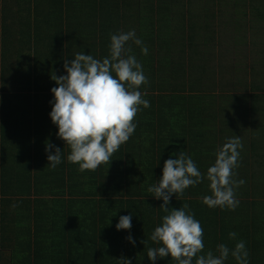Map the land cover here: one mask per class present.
<instances>
[{
	"label": "trees",
	"instance_id": "16d2710c",
	"mask_svg": "<svg viewBox=\"0 0 264 264\" xmlns=\"http://www.w3.org/2000/svg\"><path fill=\"white\" fill-rule=\"evenodd\" d=\"M158 1L0 0V264H120L121 256L152 264L150 236L165 213L147 189L164 161L184 151L206 174L235 136L243 148L234 179L245 181L235 210L202 202L211 194L207 180L179 199L173 194L168 207L189 205L204 253L242 240L249 264H264V0H197L188 10L183 2L182 12L163 11L160 21ZM187 13L197 16L196 29L177 50L174 27ZM130 30L148 48L143 55L129 42L149 80L140 91L150 107L137 113L134 134L110 164L81 173L49 115L57 86L51 75H66L64 60L77 53L106 57L110 34ZM46 142L62 150L55 169ZM129 214L131 229L117 230ZM225 264L237 262L229 255Z\"/></svg>",
	"mask_w": 264,
	"mask_h": 264
},
{
	"label": "clouds",
	"instance_id": "9594fccd",
	"mask_svg": "<svg viewBox=\"0 0 264 264\" xmlns=\"http://www.w3.org/2000/svg\"><path fill=\"white\" fill-rule=\"evenodd\" d=\"M141 47L143 55L148 48L136 37L135 30L110 34L108 55L96 59L90 54L77 53L69 61L64 60L66 75H51L56 87L51 89L54 101L49 113L57 126V137L70 149L67 161L78 165V171H95L102 164H110L112 155L126 143L137 127L134 118L150 102L140 91L149 83L143 66L133 53L132 44ZM243 144L239 136L227 139L215 153L214 163L202 173L191 156L180 151L175 159L164 161L161 178L148 187L156 199H162L160 209L165 215L162 224L155 227L150 239L157 247H150L147 257L152 264L158 258L171 257L175 264H225L231 255L237 264H249V253L244 241H238L234 248L221 243L204 253L203 229L194 218L188 204L180 208H169L173 194L176 199L183 196L187 188L204 180L209 182L210 195H204L202 202L211 209L219 207L235 210L239 201L236 189L243 185V179L236 180L235 169L239 167L240 149ZM52 149H55L53 154ZM48 166L55 169L61 161V149L46 142ZM132 215L120 216L117 230H130ZM229 239H235L236 232H230ZM129 242L135 240L129 235ZM145 244L146 241H141ZM120 264H131V259L121 256Z\"/></svg>",
	"mask_w": 264,
	"mask_h": 264
},
{
	"label": "crops",
	"instance_id": "0c3cea01",
	"mask_svg": "<svg viewBox=\"0 0 264 264\" xmlns=\"http://www.w3.org/2000/svg\"><path fill=\"white\" fill-rule=\"evenodd\" d=\"M154 1V0H153ZM158 1V0H157ZM163 2V4L161 5V7H162V9H164V10H162V11H154V14L156 15V19L158 20V21H160L161 20V18H160V15H162L163 13V11H167V12H170V13H175V15H177L176 13H180V12H182V4H183V2L187 5V7L184 9V10H188V9H190V4H196V2H197V0H162L161 2H159L158 1V5L160 6V4ZM199 2L200 1H198L197 2V5L199 4ZM185 5V6H186ZM200 6H203V3H201L200 4ZM160 8V7H159ZM9 9H11V10H15V8L14 7H9ZM204 11V10H203ZM207 11H210L209 10V8H207L206 9V12ZM202 12V11H201ZM202 15H204L205 16V18L207 17V15L206 14H204V13H201ZM195 17H197V16H192L191 15V13H187V19L186 20H183V24L181 25V27L179 26V27H177V26H175L174 27V32H173V35H176V34H178V36H177V38H176V40L174 41L175 42V45H176V48L174 47V46H172V45H169V46H172V47H174V49H177V50H179L180 48L178 47V43H180V41H181V39H182V36L183 35H187L188 33H189V29H193V30H195L196 28L194 27V26H192V27H190V25H191V23H192V21H193V19L195 18ZM179 28H180V30H179ZM166 45H168L167 43H166ZM166 45H165V47H166ZM164 51L166 52L167 50L166 49H164ZM45 258H47V253L45 254V256H44ZM44 264H52V263H50V262H47V261H44Z\"/></svg>",
	"mask_w": 264,
	"mask_h": 264
}]
</instances>
